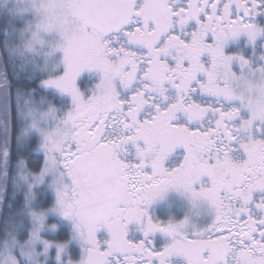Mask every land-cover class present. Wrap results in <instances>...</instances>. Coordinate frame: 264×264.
I'll use <instances>...</instances> for the list:
<instances>
[{
	"label": "snow or ice",
	"instance_id": "obj_1",
	"mask_svg": "<svg viewBox=\"0 0 264 264\" xmlns=\"http://www.w3.org/2000/svg\"><path fill=\"white\" fill-rule=\"evenodd\" d=\"M5 9L0 264H264V111L237 95L264 63L225 51L264 37V0ZM171 190L211 223L154 218Z\"/></svg>",
	"mask_w": 264,
	"mask_h": 264
},
{
	"label": "flooded vegetation",
	"instance_id": "obj_2",
	"mask_svg": "<svg viewBox=\"0 0 264 264\" xmlns=\"http://www.w3.org/2000/svg\"><path fill=\"white\" fill-rule=\"evenodd\" d=\"M260 23H264V17L256 18ZM225 51L228 54H242L245 57L252 59L255 63H264L259 57L264 53V37H259L257 41L249 42L246 35H241L236 39L229 40L225 45ZM233 68L235 71L239 72V65L234 64ZM239 75V73L237 74ZM93 79H98V76H93ZM247 83L246 80H240L237 85V91L244 89V85ZM179 157L173 155L167 162V166H172L173 162H178ZM150 212L154 218L160 220L175 219L181 220L186 215L189 216L191 223L197 228H203L213 219L211 210L205 204H198L193 206L186 196L171 190L169 191L163 200H158L153 203L150 208ZM135 237H139L141 234L139 231H134L130 233ZM156 244L162 245L165 242V238L157 233L155 234ZM171 264H185L183 258L172 257Z\"/></svg>",
	"mask_w": 264,
	"mask_h": 264
},
{
	"label": "clouds",
	"instance_id": "obj_3",
	"mask_svg": "<svg viewBox=\"0 0 264 264\" xmlns=\"http://www.w3.org/2000/svg\"><path fill=\"white\" fill-rule=\"evenodd\" d=\"M237 95H244L250 101L253 108L264 111V79L258 81H247L244 89L237 91Z\"/></svg>",
	"mask_w": 264,
	"mask_h": 264
},
{
	"label": "rangeland",
	"instance_id": "obj_4",
	"mask_svg": "<svg viewBox=\"0 0 264 264\" xmlns=\"http://www.w3.org/2000/svg\"><path fill=\"white\" fill-rule=\"evenodd\" d=\"M4 2H5V0H0V9H3L5 7H7V8L13 7V0H8L6 6H5ZM49 2L56 3L57 0H49ZM0 14H3V16H6L7 15L6 9L5 10H0ZM74 246L79 248V245H74ZM79 253H80V248H79ZM76 264H80V260L79 259H77Z\"/></svg>",
	"mask_w": 264,
	"mask_h": 264
},
{
	"label": "trees",
	"instance_id": "obj_5",
	"mask_svg": "<svg viewBox=\"0 0 264 264\" xmlns=\"http://www.w3.org/2000/svg\"><path fill=\"white\" fill-rule=\"evenodd\" d=\"M3 19H4L3 14H0V24L3 23ZM49 98L51 99V97H49ZM35 140H36V137H33V141L34 142H35ZM6 200H7V197H6ZM5 210L7 211V207L5 208ZM74 248H75L74 256H75L76 259H79V256H80L79 248L78 247H75V246H74Z\"/></svg>",
	"mask_w": 264,
	"mask_h": 264
}]
</instances>
